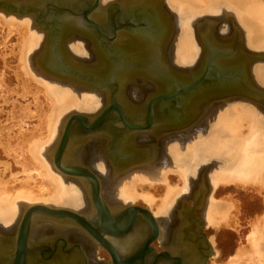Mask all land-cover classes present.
Wrapping results in <instances>:
<instances>
[{
	"label": "bare ground",
	"instance_id": "bare-ground-1",
	"mask_svg": "<svg viewBox=\"0 0 264 264\" xmlns=\"http://www.w3.org/2000/svg\"><path fill=\"white\" fill-rule=\"evenodd\" d=\"M156 1L153 0V2H156ZM166 1H167V5H169L172 9H177L180 12L184 11V14L187 13V15L194 14L192 16L205 14V13L213 14L217 12H220V13L223 12L224 17H227L228 14H231V13L234 14L238 23L241 25V27L244 29L247 35L246 43H247L248 48L251 49V51L264 50V4H263L264 1L263 2L262 0H166ZM163 2L165 3V0ZM167 5L166 7L168 8ZM172 9H169V10H172ZM226 10H230V13L226 12ZM100 13H101V16H103L104 14L103 8H99L96 12H93L91 17L95 19L94 15H100ZM96 18H98V20H102V19H99L98 16ZM174 20H175V24L178 25L180 29L181 21H179V17L175 18ZM194 20L189 22V27H187L186 25L184 26L183 37L180 36V32L178 34V37H176L174 50L177 51L176 52L177 55L179 53H181L182 56L184 55L186 56L189 54L188 43L185 41H187L186 36L188 37L190 36L189 29L193 28L192 23L194 22ZM67 21L75 23L74 27L71 28L70 30H67L68 27L65 23V26H66L65 28L67 29L63 31L62 36H66L65 39L68 41L69 39L68 37L72 34L79 33L78 31L82 27H78L77 29V26L80 24V22L78 21H72L71 19ZM0 23H4V25L10 30L11 29L13 30L14 27L16 28L17 34L19 35V38H21V40H19L20 41V49H19L20 54H18V59L20 60L18 61H22L23 63L21 62V64H24V67H25L23 69L24 72L23 70L21 72L24 73V76L26 78L27 77L29 78L27 79V81L30 80L31 82L35 83L34 85L37 87V94L44 93V96L47 98V101L49 103V108H50V113L48 114L49 117L47 116L48 121L45 123L43 127L40 128L38 136L26 138L27 140L24 142V145H23L24 149L28 151L27 153L31 155L30 158L33 159L32 171L35 172L36 177L41 181V183H36L35 188H32V190H30L31 189L30 186L29 187L25 186L23 187V190L20 189V190L11 191V192H9L6 189L5 187L6 185L4 184L0 185V221H1L2 226H4L5 228H8L11 224V221H14L16 217L18 216L17 211L19 207H21L23 210L26 208V210L24 211L25 213L23 214L22 220L27 214H30V217L35 216V215L47 216V214L41 211L34 210L40 206L47 207L50 209H57V210H69L70 212L71 211L73 212L74 210L63 209V208L65 207H68L71 209L72 208H82V205L79 203L78 189L75 186V184L72 183V181H70V179L73 178L77 180H82L86 184L87 182L83 180L86 177L80 174H75V173H72V175L68 173H62L60 170L54 167L55 151L59 148L61 144L63 135L65 133V127H67V124H68L69 117H71L72 115H78V112L80 111L86 112V113L94 112L95 110H97V108H99V104H100V99L96 95L105 96V93H107L108 95L107 99H109V97H111L112 94L110 90L107 88L99 87L98 89H94L90 87V83H88L87 81H80L77 78L67 80L64 78L60 79L58 77L48 74L51 77L49 76L50 79H47L46 77H44L38 72H35L36 73L35 74L30 66L31 64L30 54L34 51V49L40 48V51L38 54L36 53L37 49L32 53L34 54L33 62L39 66L40 70H43L42 66L45 65L46 61L44 58H42V55H40L41 58H39L40 57L39 54L41 50H43V54H44V51L46 48L44 32H42L36 27L33 21V17L30 15L16 16L14 14H6L0 10ZM31 25L32 26L34 25L33 27H35L36 31L39 30L41 32L39 33V32L30 31ZM209 34L211 33L209 32L207 34L206 32L205 34H203V40H205V43L208 45L209 48L217 49L220 47H224V48H227V50L231 51L232 53L233 52L235 53V50L230 48L229 44H226L224 46H220V45L218 46V44L216 45L215 42H213L214 37L212 35H211L212 36L211 40H209L208 42L207 36L211 37ZM74 49L79 50V47H74ZM74 49L72 48V50ZM240 50L241 49H239V51ZM260 52H264V51H260ZM238 55H240L243 58L241 59L243 60V64H240V68L242 69L244 68V66H247L246 63L248 64L247 62L248 60L245 58L244 53H240ZM222 61L226 62V59ZM21 64L19 65V67L21 66ZM47 64L48 63H46V65ZM101 64L104 65V63H101ZM101 64L100 66H102ZM108 66L109 65L107 64L104 65L103 70L107 69ZM22 67L23 65L21 66V68ZM78 67L79 69L81 68V70L86 69L85 68L86 65L84 63H80ZM263 67H264V63L260 61L255 62L251 66V70H252L251 73L255 79V84L257 85L258 90L259 88L262 89V87H264V68ZM90 72L97 73L99 71H90ZM146 76L149 77L148 75ZM116 82H117V89H118L120 82L117 79H116ZM246 82L248 81L246 80ZM71 84L76 85V86L86 87L88 88V91H91V92H88L86 90L80 91L79 89L70 87ZM99 84H100V81L98 82V85ZM248 84L249 86H251L250 83ZM65 85H70L69 86L70 88L68 86L66 87ZM251 87L255 88L253 85ZM234 99L236 102H234ZM223 101H229V102L231 101L234 103L226 104L222 107H219L220 106L219 104L223 103ZM218 102L219 103H216V104H214L215 102H213L211 105L209 104L210 107H208V109L209 108L212 109V107L214 108L218 107L217 109L212 111L213 113L210 115V117L208 118L206 117V119H208L207 126L209 127L208 129L210 130V131L208 130L209 133L207 131L198 133V137L200 139L199 142L203 146L206 145L207 147H211L212 149L214 148L213 150H217V151L226 149L229 152V154L227 153V159H229L228 168L230 167L229 169L231 170L229 172H226L227 170L226 171L224 170L217 174L214 171L216 175L214 174L215 176L213 178V181H210V182L214 183L215 189L216 187H223L227 189L229 185H232L235 188L238 187V188H241L242 190H246L247 187H251V188H254L257 191V193L262 192V194H264V129H263L264 128V117L260 114L258 110V109L263 110L264 106L261 104L252 102L251 100H248L242 97H235V96H231L229 99L218 100ZM245 103H249L252 105L245 104ZM195 106H197L198 108L197 103L195 104ZM195 106H193V108H195ZM207 110L205 111V113L207 112ZM71 111L77 112V113H72L71 115H69L68 118L65 120L64 126L62 127L63 129H60L62 133L61 137L59 139L56 149L52 152V155H51L53 156V166H52L51 161L46 160L44 155L45 153L46 154L48 153L47 150L49 151V149L51 148L53 144L52 142L54 138L56 137V133L59 130V124L61 122V119L65 115L70 113ZM193 115L195 114L193 113ZM85 116L87 117V120L89 121L88 123H90V120L92 118L88 117V115H85ZM144 121L146 122V119ZM88 123H86L87 127H89ZM152 123L155 124L153 129L144 130V132L146 131V132L152 133L156 131L157 129L160 128V124L163 122L162 120L156 121V119L155 120L152 119ZM192 124L191 125L194 126L198 123L194 122ZM82 130L83 129L81 126H80V129L78 128L77 122H74L72 124L71 134L69 135V138L67 139L65 143L64 149L61 154V159L66 151L67 144L71 139H73L72 141L74 143V142L82 140L81 137L88 138L91 135H94L97 133L99 134V132H96V131L95 132L93 131L91 134H86ZM79 131L81 133H79ZM138 132H143V131H138ZM138 132H132L130 136L134 137V135ZM44 133H47L45 138H43ZM173 133H176V132H173ZM179 135L180 134L176 136L177 138L172 137L171 138L172 140L169 141V143L166 146V151L171 160L170 164L166 166H160V167L159 166L156 167V166H153V164H150V165L143 166L144 168H136L138 170L134 169L135 171L133 170L132 173L126 174L125 176L120 178V180L117 181V186H116L117 188L114 191V193L116 194L115 197L119 200V202L128 204L126 206H132L131 203L134 202V200H136L137 197H139L138 196L139 194L136 195L133 189L137 184H141L140 182H142V184L147 183L151 185L152 187L149 186L151 188L150 191L152 190L153 185H156L157 183H161L165 185L164 188H166V190L164 189L165 195L163 199L159 198L161 199V201H159L160 206L158 205L159 209L157 208L156 210L157 212L151 213L150 212L151 209L150 210L148 209L150 208V204L152 203V201L155 202L158 199V197H156L157 199L155 198L156 200L155 199L152 200L155 196L152 194L154 196L153 197L149 194L150 195V198H149L148 192L145 194H141V197H140V198H142L143 196L146 197V198H143V200L147 202L149 205V208H147V210L150 212L152 217L156 219V217L158 218L160 216L168 214L169 211L174 207L173 204L178 200V198L180 196L182 197L188 192V187H187L186 193L182 195L181 193L182 190H176L178 189L176 188V186L174 187L172 184L169 185L167 183V178H166L167 174L172 173L173 171H176L178 172L177 175L178 176L180 175V177L184 179V182L186 184L185 175L187 174V170L191 167L189 166V163H193L194 159L196 158V150L194 152V149H195L194 146L196 143L195 144L193 143V139L183 138V137H180ZM190 145H192V148L190 147ZM179 150H183V154H180ZM102 157L105 159L104 154L102 155ZM100 158H98L96 165H95L96 169L98 170V174L102 178L101 183H103V186H104L103 187L100 184L99 194H100V197L101 195H103L106 198V200H108L109 197H111V200H112V191H113L112 182L114 183L115 180L113 181L112 178L110 177V174H108L107 171L104 169L103 167L104 162ZM142 158L139 155H136V157L132 158L130 162L126 163V165L122 169L118 170L116 174V178L119 177L118 175L121 172L123 171L124 173L128 172L131 168H133L135 164H137L138 162H141ZM61 159L59 160L60 163H61ZM108 162L112 165L111 160ZM122 162H125V161H122ZM120 163L114 165V167H116ZM213 163H215V161L212 163H208L206 165H202V167L198 169V173L201 172V168H205V167L210 168L208 172L210 173L212 167H215ZM170 170H173V171L170 172ZM93 173L97 174L94 171ZM191 179L192 177H190L189 183H191ZM16 182H19V181H16ZM31 182L34 183L33 181L30 180V183ZM25 184L27 185L26 182ZM23 186H24V183H23ZM153 190H152V193H153ZM204 191H207L209 193L210 189L205 187ZM207 192H205V194ZM111 200H109V202H111ZM89 202H90V197H89ZM74 212L78 213L79 211H74ZM80 213L82 212L80 211ZM237 213H238L237 203L234 202L230 196H226V198L222 199V201L221 200L215 201L213 199H211L210 201L208 200V207L206 211L207 224L213 227L223 226V227L235 228L237 227L236 218H235ZM49 216L53 218L51 215ZM162 223H164V221ZM69 227H72V226H69ZM73 228L81 231V229H78L76 227H73ZM160 228H161L160 230L162 231L161 239H165V234H166L165 233V223L163 224V226L160 225ZM139 229H141V227L134 229V232L129 237L124 238L122 240L113 239L114 245L117 246L118 249H120L121 251L123 250L124 252H126L129 249V247L132 246V242L134 240L138 241L143 238L144 233L139 234L138 233ZM250 229L251 230L248 235V238H246L247 239L246 242L249 245L248 247H250L247 250H249L248 252L250 253L249 255L251 256L250 257L247 256L248 262L246 263L247 264L248 263L264 264V216L263 217L261 216V217L256 218L255 220H252L250 222ZM109 238L110 237H106V239L108 240ZM90 239L93 242H95L93 238L90 237ZM109 241L112 244V238H110ZM158 241H159V238H158ZM241 250L244 251V249L242 248ZM169 252L173 254L175 250H170ZM246 252L245 254L248 253ZM240 254L242 253L240 252ZM245 254H243V256H245ZM243 256H242V260H244ZM237 257L239 256H236V259ZM238 260H241V258H239ZM184 261L186 262L185 259ZM234 261L235 260L232 259L231 262L233 263L231 262L229 263L234 264ZM236 262L237 260L235 261V263Z\"/></svg>",
	"mask_w": 264,
	"mask_h": 264
},
{
	"label": "flooded vegetation",
	"instance_id": "flooded-vegetation-1",
	"mask_svg": "<svg viewBox=\"0 0 264 264\" xmlns=\"http://www.w3.org/2000/svg\"><path fill=\"white\" fill-rule=\"evenodd\" d=\"M114 1H118V0H114ZM135 1L144 2V3L141 2L142 7L146 8L147 12H150L151 14L154 15V17H156V21H157L156 23H158L157 27L160 30V33L166 30L167 36L165 37L162 44L160 43V48L158 45H153L155 43L152 44L153 45L152 47H149L148 44H146L147 41H143L141 39H139L136 42L131 41L132 39L131 38H130L131 40L129 39V35L125 32H121V30L120 31L118 30L117 33L119 37L123 38V40L121 38V41L119 40H117L116 42L111 41L110 43L105 42L103 45V43L101 42V35L103 34L105 36L112 37V28L115 29L116 26L114 25L113 20L107 22L105 21L104 18L103 20L102 19L103 16H101L100 13V15H94L95 19L91 17L92 14L88 16L90 22L92 24H96L97 27L95 26L91 27L84 20H79V22L82 24L80 27H82L83 29L81 28L78 31L79 33L77 34L70 35L68 37L69 38L68 41L65 39L66 38L65 36L60 42V47L59 46L57 47V50L54 54L55 55L62 54V57L68 60H77V61H81V63L82 60L86 61L83 62L86 65L85 67L86 69L84 70L88 72L87 74L93 73V75L103 71L105 72L104 74H106L108 71L109 72L112 71V65L108 66L107 69L105 70L101 68L100 64L105 63L104 58L112 59V57H117L119 59L127 60V63L129 61H130L129 63H136L134 64L136 67L127 69V71L119 72L117 74L116 79L120 83L118 89L115 91L116 93L114 97L116 98V100L114 102L117 101V103L120 105V108L122 109V113L124 114L123 115L124 119H126L127 123H129L130 125L132 124L143 127L145 126L144 120L146 119L147 113L149 111H151V114L154 116V118L153 117L152 118L154 120L156 119V121L157 120L161 121L163 118H165V116H168L165 114V110L162 107V103H164L165 101L163 100L157 101L149 106L151 100H153L155 97L160 96L161 94H164L165 90L163 84H166L168 79L171 80L172 83L173 82L178 83L181 81H188V80L191 81L192 77L199 73L201 66L205 61L204 59L208 55L206 46L204 45L205 40H203V34H205L206 32L208 34L210 32L211 34L209 35L210 36L212 35L214 37L213 42H215L216 45L218 44V46L219 45L224 46L226 44H229V47L235 50V53L234 52L232 53L233 57L226 60L227 64L222 60L220 61L221 64L227 67H240V64H243V60H241L243 58L238 54L241 53L239 49L241 47L242 48L245 47L246 45L244 40L242 39V36L238 34V29H236V27H234L233 24L229 23L230 21L229 19L225 17H220L219 15H209L206 17L197 18L192 23L193 28L189 29L190 36L186 37L189 54L186 56L184 55L185 57L182 56L181 53L177 55L176 54L177 51H175L174 49H175V39L179 34V26L175 24L173 13L170 12V10L166 7L165 3L159 4L157 3L156 0H154L156 1L154 3H150L149 1L151 0L149 1L124 0L125 3L135 2ZM108 4L109 3H107L106 5ZM106 5L102 4L100 0V6H99L100 8H104L106 7ZM97 16L99 17V19L102 20H98V18H96ZM109 22H110V26L107 25ZM66 25L68 27L67 30H70L71 28L69 27L74 26L75 23L66 21ZM212 36L211 37L207 36L208 42L209 40H211ZM192 38L194 41L193 44H192ZM193 46L194 49H192ZM197 46H199V48ZM74 47H79V50H75L76 48L74 49ZM72 48L74 50H72ZM151 62L153 63L154 67H150V69L157 68V72H159V74L163 76L164 75L167 76L166 81H164V77L159 80H154L153 78L146 76L147 74L151 73V70H148V68L146 67L148 65L147 63H149L150 65ZM254 63L255 62L251 61L250 63L247 64L248 67L246 69L247 70L246 73L248 79L246 80L248 82L245 81L244 83L243 81L245 87L246 86L250 87L248 84L250 83L251 86L254 85L256 88H258L257 85L255 84V79L251 73L252 72L251 66ZM141 64L142 65L144 64L145 66L143 67ZM132 65L133 64H131V66ZM138 66H141V68H139ZM90 71H99V72L96 73ZM66 86L69 87L70 85H66ZM70 87H74L76 89H79L80 91L82 90L84 91L87 89L85 87L76 86V85L75 86L71 85ZM262 89H264V87H262ZM97 97H99L100 99L99 108H97V110H95L92 114L90 115L88 114V117L92 118L90 120V123L93 122V120L96 118V116H98L102 108H104L106 106V103L108 102L107 93H105V96L97 95ZM230 97L231 96H227L222 99H229ZM213 102L215 101L213 100L209 101V98L206 97L198 98L196 101L190 102L188 108L185 107L184 109H181L178 112L180 115L182 114L185 116L186 115L191 116L194 112H198L199 116L196 117L194 122L200 123L204 119L205 115L208 114L210 109V108L208 109V107H210V105ZM196 103L198 105V108L197 106H195ZM216 103L219 102L216 101L214 104ZM193 106H195V108H193ZM206 110L207 112L205 113ZM68 116L64 118V121L61 125V129H63L62 127L64 126L65 120L68 118ZM173 116L176 117L177 114L173 113L172 117ZM117 119H118L117 113L112 111L109 117L106 118V123H108V125L105 126L110 128L112 131L113 124ZM169 120H173V119H169ZM90 123H88L89 126H91ZM192 125L188 126L187 128L185 127L184 129H176L174 127H168V126L165 127L161 123L160 128L152 133L143 131L136 133L134 137L128 135L125 139L126 142L123 145L119 144L118 147L121 152L126 151L129 154H131L132 155L131 158L136 157V155H139L141 158L143 157L142 161L138 162L139 164L136 162L137 164H135L133 168L135 166L143 167L146 165H150L155 163L156 162L155 160L160 158L161 152L162 155H164L165 143L170 141L172 137H175L172 135L178 133L181 134L188 131L190 128L193 127ZM115 126H117V128L119 129L123 128L121 124H117ZM78 128L80 129L79 125ZM185 129L187 130L185 131ZM79 133L81 132L79 131ZM107 133L108 132L105 131L99 134L97 133L91 135L88 138L81 137L82 140L74 143L72 141L73 139H71L67 144V148L64 155L62 156L60 166L63 168H67L71 166L74 169L86 168L91 172L93 171L95 172L96 169L95 165L99 158L97 156L100 154L102 161L104 162V165L107 167L108 173L110 174V177L113 180L118 170L122 169L126 165V163L130 162L131 159L128 158L129 160L127 162L124 160L125 162H121L116 167H114L113 164L111 165L109 162H106V160L102 157V155L105 153L106 149L109 148V144H108L109 142H110V146L113 145L111 141L107 139L109 135V133L108 135H106ZM61 134L62 133L60 131L57 140L53 144L54 148H52V152L56 149ZM150 149L153 151L155 150L154 153H152ZM76 153H78L77 156L80 155V160L78 159V157L75 156ZM49 159L53 166V156H50ZM77 160H79L78 162L80 163H77ZM163 160L164 158H161V161ZM197 173H198V169H196V172L193 173L194 177L197 176ZM83 180L87 181L86 178H84ZM75 182L81 188V192L78 190V196H79V203L82 205V208H73L70 210L79 211L78 213H80V211H83L82 213L84 215L90 216L93 213V210H92V206L89 204V196H88L89 194L88 192H86L87 189L85 188L86 187L85 182L77 179H75ZM190 184H192V182L189 183L187 186L188 192L182 197L178 198L175 206L171 209L170 213L167 215L169 217L164 222L165 233H166L165 239H161L162 231L160 230L159 241H155L154 243H152L151 247L154 248L156 254L162 253L163 249L165 248L168 249L169 251L175 250L173 254H171L170 252L171 256L173 257L184 256V259L186 260V264H199L200 259L198 258L200 257L199 256L197 257L195 255L196 253L198 254L196 250L197 249L196 245L197 242L199 241V237L196 236L195 233H197V230L199 228L198 222L204 220V217L201 216L202 215L201 212L204 210V209L202 210L201 204L202 202L204 204V199L207 194V193L205 194V192L207 191L204 190L205 187L208 186L201 188L196 186L197 187L196 189H194L195 186H193L194 188L192 187V190L190 191L189 190ZM101 186H103V183H101ZM102 199L108 202L103 197ZM185 200L186 201L189 200L190 204H187ZM108 203L116 205L112 207L111 209L112 211H114V209L118 205L126 206L120 203H112V202H108ZM194 203H197L195 207H193ZM25 210L26 208L21 212L19 219L17 220L16 224H14L13 226L9 228H5L0 224L1 226L0 232L2 231V233H0V264L3 263L14 264L13 263L14 261L12 259H9L10 254L14 255L15 252L10 242L12 241V238H14L16 228L18 227L19 223L22 221V217L23 214L25 213L24 212ZM32 217L33 218L30 224L31 228L29 232L28 242L30 241H31L30 243H33L35 241L37 242L33 243L32 245L27 244V246H25L27 250L34 248V250L28 252V255L26 254V262H25L26 264H107V263L112 264V259L110 257L107 260L99 258L98 255L99 252L96 251V248H98L97 244L93 243V241L90 238H86L85 237L86 234L75 228H74L75 230L74 229L67 230V228H65L66 229L65 230L64 228H62V226L64 227V225L66 227L68 226L67 222H59L57 224L54 223L55 224L54 225L52 223V221L54 220L51 217H46L43 215H35ZM157 221L160 228L161 224L159 222V219ZM48 223H52L51 225H49L51 230L49 228L48 229L46 228L48 226L45 227V225ZM164 223H162V225ZM206 228L207 227L205 225L202 231L206 239H208L204 232ZM192 232L194 234L193 238L191 239L194 240L193 243L189 242L188 240L185 241L181 240V237H185L186 233H187L186 235L187 238H189V235H192ZM59 234H61V236ZM63 241H66L68 245L66 246ZM75 245H79L81 247V251H79L76 248H73L71 253H68L71 254V257L66 258V256L68 255L67 254L65 255L64 253L68 251L70 248L74 247ZM81 253L87 257L86 260ZM49 256H51L53 260L47 262L41 260L43 258L44 259L48 258Z\"/></svg>",
	"mask_w": 264,
	"mask_h": 264
},
{
	"label": "water",
	"instance_id": "water-1",
	"mask_svg": "<svg viewBox=\"0 0 264 264\" xmlns=\"http://www.w3.org/2000/svg\"><path fill=\"white\" fill-rule=\"evenodd\" d=\"M141 2L142 1L125 3L124 0H118L109 3L103 8L104 14L102 19L104 18L106 22L113 20V23L116 26L115 29L112 28V37H108L103 34L101 35V42L103 45L105 42L110 43L111 41H121L122 37H119L117 33L118 30H121V32H125L129 35V39H132H130L131 41L136 42L141 39L143 41H147L146 44H148L149 47L158 45L160 48V43L162 44L164 41L167 36V32L165 30L160 33V30L157 27L158 23H156V17H154V15L150 12H147V9L142 7ZM149 2L154 3L151 1ZM157 3L163 4L164 2L163 0H157ZM99 6L100 0H0L1 11L6 14H14L16 16L30 15L33 17L36 27L44 32L46 48L44 54L43 50H41L39 56L42 55V58H44L46 63H48L47 65L42 66V69L46 73L60 79L64 78L71 80L73 78H77L80 81H87L90 83V87L94 89H98L99 87L107 88L112 94V96L107 99L108 102L106 103V106L102 108L98 116H96L93 122L90 123L91 126H86V123L89 121L85 115L78 114L69 117L61 144L55 151L54 155V167L62 173H68L70 175L75 173L86 177L87 183L85 184V188L87 189L86 192H88V196L90 197L89 204L92 206L93 213L90 216H86L82 213H76L74 211L70 212L69 210L50 209L41 206L34 210L47 214L46 217H50L49 215H51L54 220L52 221L53 224L67 222L69 226H72L66 227L64 225V227L62 226L64 229L67 228V230H73V227L81 229V232H84V234L87 235L85 236L86 238H93L95 240L93 243L97 244L108 253L109 257L112 259V264H186L184 256L173 257L166 248L163 249L162 253L156 254L154 248L151 247L152 243L158 241L160 228L158 221L152 217L147 208L135 206L122 207L118 205L114 212H112V206H109L106 201L100 197V176L94 174L86 168L74 169L72 167L63 168L60 166L59 160L61 159L65 143L71 134V126L74 122H77L78 125L82 127V131L86 134H91L93 131L101 133L104 130L109 133V135L108 133L106 134L108 135L107 139L111 141L113 145L110 146V142L108 143L109 149L105 151L104 157L107 162L111 160L113 165H116L124 160L127 161L132 159L131 154L126 151L121 152L118 147L119 144L123 145L126 142L125 139L127 135H130L132 132L150 130L155 125L152 123L154 116L151 114V111L147 113L145 126L140 127L137 125H130L126 122V119H124V114L122 113L120 105L117 101L114 102L116 100L114 94L117 89V74L119 72L127 71V69L136 67L134 65L136 63H129L130 61L127 63V60L119 59L117 57H112V59L104 58L107 65H112V71H108L106 74H104V72H99L100 74L93 75L90 73L89 75L85 70H81V68L79 69L78 66L81 61L67 60L62 57V54H54L57 47H60V42L65 37L62 36V34L63 31L67 29L65 28L66 21L69 19L78 22L79 20H84L91 27H97L96 24H92L90 22L88 16L92 14V12H96L100 8ZM81 25L82 24L80 23L77 26V29ZM107 25L110 26V22ZM73 27L74 26H70V28ZM204 45L206 46L208 55L205 57V61L201 66L199 73L193 76L191 81L188 80L172 83L171 80H167V76L159 74V72H157V68H152L156 71L150 69V67H154L152 62L150 65V62L147 63L148 65L146 67L152 72L151 74H147L149 77L154 80H159L164 77V81L167 80L166 84H163L165 90L164 94L155 97L149 104L150 106L157 101H165L162 103L165 114L168 115L162 119V124L165 127L168 126L176 129H183L190 126L196 117L199 116V113L194 112L195 115L192 114L191 116H185L182 114L180 115L178 111L184 109L185 107L188 108V104L196 101L198 98L206 97L209 98V101L213 100L216 102L227 96H235L251 100L252 102L264 106V89L259 88L258 90V88L256 89L254 85L253 86L255 88L251 86H244L246 78L248 79L246 73L248 66H244L242 69L240 67L224 66L220 61L232 58V52L224 47L211 49L206 43ZM240 49L241 53H244L248 63L251 61H260L264 63V52L250 51L246 46L243 48L241 47ZM39 58H41V56ZM70 61H73L74 63L72 62L71 64H68ZM83 62L86 61L82 60V63ZM131 64L133 65L131 66ZM142 66L144 67L145 65L143 64ZM138 67L141 68V66ZM99 81L100 84L98 85ZM112 111L117 113L118 119L113 124L111 131V129L105 125H108V123H106V118L112 113ZM173 113H176L177 116L172 117ZM117 124H121L123 128H117V126H115ZM196 205L197 203H194L193 207ZM31 220L32 217H30V214H27L19 223L16 228L14 238H12V241L10 242L15 252L14 255L10 254L9 259H12L14 264H26V254L28 255V252L34 250V248L27 250L25 247L27 244L32 245L37 242H28ZM52 223L46 224L45 227L51 225ZM198 226L199 228L197 233H195L196 236L199 237L196 250L198 254H200L198 255L196 253L195 255L200 257L198 258L200 259L199 264H205L206 261L213 256V249L202 231L205 227L204 220L199 221ZM138 227H141V229L138 230V233H144V236L141 240H134L132 242V246L129 247L126 252L123 250L121 251L114 245L113 239L122 240L127 238L134 232V229ZM186 235L185 237H181V240H188L193 243L194 240H191L194 235L193 232L192 235H189V238H187ZM106 237L112 238V244L109 241L110 238L108 240ZM63 242L66 246L68 245L66 241ZM73 248L81 251V247L79 245H75L64 253L65 255H68L66 258L71 257V254L68 253H71ZM82 255L86 260L87 257L84 256V254ZM41 260L47 262L53 259L49 256L48 258H43Z\"/></svg>",
	"mask_w": 264,
	"mask_h": 264
},
{
	"label": "rangeland",
	"instance_id": "rangeland-1",
	"mask_svg": "<svg viewBox=\"0 0 264 264\" xmlns=\"http://www.w3.org/2000/svg\"><path fill=\"white\" fill-rule=\"evenodd\" d=\"M111 1H114V0H101V3L106 5L107 3H110ZM263 1L264 0H262V2ZM165 3L167 5L166 0H165ZM167 6L169 9H172L169 5H167ZM170 11H172L174 19L179 17V21H181V27L179 29L181 37H183L184 26L186 25L187 27H189V22L196 19V18L206 17L209 15H219L220 17H224L223 12L222 13L217 12V13H213V14L205 13V14L192 16L194 14L187 15V13L184 14V11L180 12L177 9H172ZM226 12L230 13V10H226ZM231 14H228V16H227L228 18L227 17H225V18L229 19L230 20L229 23L233 24L234 27H236V29H238V34H240L242 36V39L246 43L247 35H246L244 29L238 23L237 19L235 18V15L234 14L231 15ZM187 18H189V19H187ZM4 26H5L4 23H0V182H1L0 185H2V184L6 185L5 187L9 192L17 191L20 189L23 190V187H25V186H28V187L30 186V188H31L30 190H32V188H35L36 183H41V181L36 177L35 172L32 171L33 159L30 158L31 155H29V153H27L28 151L24 149L23 145H24V142L27 140L26 138L38 136L40 128L43 127L45 125V123L48 121L47 116L49 117L48 114L50 113V108H49V103L47 101V98L44 96V93H38L37 94V87L34 85L35 83L31 82L30 80L27 81V79H29V78L28 77L26 78L24 76V73H23L24 72L23 69L25 68L24 64H21L22 61H18V60H20V59H18V54H20V51H19L20 41L19 40H21V38H19V35L17 34L16 28L14 27L13 30L12 29L10 30L6 26L5 27ZM33 26L32 25L30 26V31L39 32V33L41 32L38 29H37L38 31H36L35 27H33ZM192 33H193V31H192ZM185 42H187V41H185ZM193 43H194V41L192 38V44ZM245 45L247 46V43ZM197 47L199 48V46H197ZM247 48H248V46H247ZM36 49H34V51ZM192 49H194V46L192 47ZM249 50L251 51V49H249ZM39 51H40V48H38L36 50V53L38 54ZM255 51L260 52V51H264V50H255ZM32 53L30 54V63H31L30 66H31L33 72L34 73L38 72L41 75H43L44 77H46L47 79H50V77H47V76H49L48 73H46L43 70H40L39 66L33 62L34 61L33 60L34 54H32ZM19 62L21 64V66L23 65L22 68H21V66L19 67V65H20ZM72 62L70 61L69 64H71ZM104 64H106V63H104ZM101 68H103V65L101 66ZM22 70H23V72H21ZM73 86H75V85H73ZM86 90H88V88ZM234 102H236V101H234ZM234 102L229 103V101L228 102L226 101V102L220 103L219 107H222L226 104H231ZM237 103H239V102H237ZM245 104H249V103H245ZM249 105H252V104H249ZM217 108L218 107H215L212 109L210 108L207 116L205 115L203 121L194 125L188 131H186L187 129H185L186 132L183 131L184 133H181L179 135L180 137H183V138L193 139V143L194 144L196 143L194 146L195 147L194 152L196 150V158L194 159L193 163H189V166H191V167L187 170V174L186 175L184 174L185 178H186V184L184 182V179L182 177H180V175L179 176L177 175L178 172L173 171V170H170V172L173 171L174 174H173V172L169 173L166 175V178H167V183L169 185L172 184L174 187L176 186V188H178L176 190H182V192H181L182 195L185 194L187 191V186L189 184L188 180H190L191 176H193V177L191 179L192 184H190V186H189L190 191L192 190L193 186H195V188L193 187L194 189L197 188L196 186H198L200 188L205 187V186H208L207 188L210 187L209 188L210 192L209 193L207 192L206 197L204 199V204H203V202L201 204L202 210L204 209L201 212L202 213L201 216L204 217L205 225L207 227L204 232H205L207 238L210 240L212 249L214 251L213 256L211 258H209V260L207 261L206 264H228L229 262L232 261V259L235 261L237 260L236 263L234 261V264H244V263L248 262V257L251 256V255H249L250 254L248 252L249 250H247L250 247H248L249 245L246 242V240H247L246 238H248V235H249L250 230H251L250 229V222L252 220H255L258 217L264 216V197H263L264 194H262V192L257 193V191L251 187H247L246 190H242L241 188H238V187L235 188L232 185H229L227 189L223 188V187H216V189H215L214 183L210 182V181H213V178L217 173L222 172L224 170L225 171L227 170L226 172H229L231 170V169H229L230 167L228 168V160L229 159H227V153L229 154V152L226 149H225L226 151L223 149L219 150V151L213 150L214 148L212 149L211 147H207L206 145L203 146L199 142L200 139L198 137V133H202V132H206V131L209 133V131H210L208 129L209 127L207 126L208 119H206V117L207 118L210 117V115L213 113L212 111L217 109ZM256 108H258V107H256ZM258 110H259L260 114L264 117V109L263 110L258 109ZM72 113H77V112L71 111L70 113H68L67 115H65L61 119V122L59 124V130L56 133V137L54 138V140L52 142L53 144L57 140L58 134L60 133L61 125L64 121V118L68 115H71ZM92 113H86V112H82V111L78 112V114H81V115H84V114L90 115ZM194 132H196V133H194ZM46 134L47 133L43 134V138H45ZM178 134H175L172 136L176 137ZM190 136H192V137H190ZM168 143H169V141L165 143L164 155H162V152H161L160 158L155 160L156 162L154 161L155 163H153V166H156V167L159 166L160 167V166H166V165L171 163L170 157L166 151V146ZM53 144H52L51 148L49 149V151L47 150L48 153L47 154L45 153V155H44V157L48 161H50L49 157L51 156L52 148L54 147ZM18 147H20V148H18ZM190 147L192 148V145H190ZM151 151H152V153H154L155 150L154 151L151 150ZM22 153H23V155H22ZM179 153L183 154V150H179ZM77 154L78 153H76L75 156L78 157V159L80 160V155L77 156ZM75 156H74V158H75ZM98 156H99V158L101 157L100 154ZM161 158H164V160L161 161ZM100 159L102 160V158H100ZM79 160H77V163H80V162H78ZM214 161H215V163H213V164L215 167H212L210 173H208L210 168L205 167V168H201V172H199L198 175L194 177L193 173L196 172V169H200V166L202 167V165H206V164L212 163ZM103 167L108 173L107 167L104 165V163H103ZM219 167H221L222 169ZM136 168H144V167L135 166L134 168H131L126 173H124V171L121 172L118 175L119 177L116 178V176H115L114 178H116V179L113 178V181L114 180L115 181H114V183L112 182V188H113L112 189L113 190L112 191V200H111V197H109L107 200L108 202H109V200H111L112 203H120L123 205H128L126 203L124 204V203L119 202V200L115 197L116 194L114 193V191L117 188L116 187L117 181L120 180V178H122L126 174L132 173L134 169L138 170ZM175 168H177V167H175ZM214 171L216 172V174ZM95 172L97 173L98 170L95 169ZM175 172H176V174H175ZM30 174H31V176H30ZM212 175H213V177H212ZM27 176H29L30 178ZM72 179L73 178H71L70 181H72V183H74L75 186L77 187V189L81 192L80 186H78V184L74 181L75 179H73V180ZM100 179L102 182L101 177H100ZM30 180L33 181L34 183H32V182L30 183ZM16 181H19L20 183L16 182ZM24 181L27 183V185L25 184ZM22 182L24 183V186H23ZM140 183L141 184H137L133 189L134 192L136 193V195L139 194L138 195L139 197H137L136 200H134V202L131 203L132 206L140 207V208H149L148 203L143 200V198H146V197L143 196L142 198H140L141 194H145L147 192H148V195L150 194L151 196H153V195L155 196V197L153 196L154 198L152 197L153 198L152 200H154L156 197H158V199L159 198L163 199V197L165 195L164 193L166 190V188H164L165 185H163L161 183H157L156 185H153V188L155 186L156 187L154 188V190L152 188V190H153V193H152V190L150 191L151 188L149 187L151 185H149L147 183L142 184V182H140ZM108 189H110V188H108ZM33 191H34V189H33ZM148 195H147V197H148ZM150 195H149V198H150ZM226 196H230L232 198V200L237 203L238 213L235 216L237 227H235V228L223 227V226L213 227V226L207 224L206 211H207V207H208V200L210 201L211 199H213L215 201H220V200L222 201V199L226 198ZM102 197L105 198L103 195H102ZM158 199L156 200L157 202L152 201V203L150 204V208L148 210L151 209L150 210L151 213L157 212L156 211L157 208L159 209L158 205L160 206L159 201H161V199H159V200ZM108 202H106V203L109 206H112V207L116 206V205H113L111 203L109 204ZM185 202L187 204H190L189 200H187V201L185 200ZM175 204H176V202L173 205L175 206ZM63 209H71V208L65 207ZM22 211H23V209L21 207H19V209L17 211L18 216L16 217V219L14 221H11V224L9 227L16 224V222L19 219ZM170 211H169V213H170ZM81 212H83V211H81ZM168 214H165V215L160 216L158 218L156 217L157 220L159 219L161 226H163L162 222L163 221L165 222V220L169 217V216H167ZM0 224H1V221H0ZM46 228L50 229V226H48ZM0 233H2V231ZM59 235L61 236V234H59ZM241 248L244 249L245 252L247 250L248 253L246 252L247 254H245V252L243 250H241ZM238 250L242 254H240V252ZM96 251L99 252L98 253L99 258L106 259V260L109 258L108 253L105 250H103L101 247L98 246V248H96ZM243 254H245V256H243ZM236 256H239V257H237V259H236ZM242 256H243V259L245 261L242 260ZM239 258H241V260H238ZM231 263H233V262H231ZM231 263H229V264H231ZM248 264H252V263H248Z\"/></svg>",
	"mask_w": 264,
	"mask_h": 264
}]
</instances>
